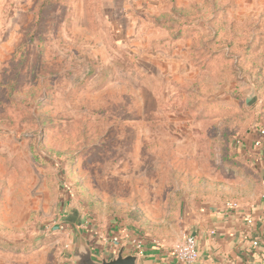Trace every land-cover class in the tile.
I'll return each mask as SVG.
<instances>
[{
  "label": "rangeland",
  "instance_id": "1",
  "mask_svg": "<svg viewBox=\"0 0 264 264\" xmlns=\"http://www.w3.org/2000/svg\"><path fill=\"white\" fill-rule=\"evenodd\" d=\"M43 2L0 0V264L176 237L183 201L253 190L264 0Z\"/></svg>",
  "mask_w": 264,
  "mask_h": 264
},
{
  "label": "crops",
  "instance_id": "2",
  "mask_svg": "<svg viewBox=\"0 0 264 264\" xmlns=\"http://www.w3.org/2000/svg\"><path fill=\"white\" fill-rule=\"evenodd\" d=\"M256 137L257 132L252 140ZM252 149L254 154L250 156L247 169L254 176L253 190L241 192L236 199L225 202L183 201L177 236L147 237L141 253L129 241L138 235L134 231L122 230L123 240L118 244L104 234L99 241H94L86 232L94 255L110 258L127 244L125 254H137L136 264H187L175 256L173 248L185 233H189L196 237L199 249V258L192 264H264V146ZM230 201L237 202L239 207L229 208ZM255 240L259 242L257 246L253 245Z\"/></svg>",
  "mask_w": 264,
  "mask_h": 264
},
{
  "label": "built area",
  "instance_id": "3",
  "mask_svg": "<svg viewBox=\"0 0 264 264\" xmlns=\"http://www.w3.org/2000/svg\"><path fill=\"white\" fill-rule=\"evenodd\" d=\"M256 131L257 137L254 139L252 145L255 148H261L264 146V126H258ZM235 143L239 146L244 145V142H242L241 139H236ZM227 206L229 208L234 209H237L239 207L238 203L235 201L228 202ZM109 239L115 244L121 243L123 240L120 235L118 236L114 234L109 237ZM129 241L133 245V247L139 251V253L143 252L145 244L144 238L140 237L139 235H136L130 238ZM258 244V240L253 241L254 246H257ZM173 253L178 259L184 261L187 264H192L196 262L199 258V249L196 237L193 234L185 233L182 238L175 243Z\"/></svg>",
  "mask_w": 264,
  "mask_h": 264
},
{
  "label": "water",
  "instance_id": "4",
  "mask_svg": "<svg viewBox=\"0 0 264 264\" xmlns=\"http://www.w3.org/2000/svg\"><path fill=\"white\" fill-rule=\"evenodd\" d=\"M127 244H124L119 252L108 258L107 256L96 257L93 249L84 237L82 230H77V236L73 248L74 264H136L137 254H125Z\"/></svg>",
  "mask_w": 264,
  "mask_h": 264
},
{
  "label": "trees",
  "instance_id": "5",
  "mask_svg": "<svg viewBox=\"0 0 264 264\" xmlns=\"http://www.w3.org/2000/svg\"><path fill=\"white\" fill-rule=\"evenodd\" d=\"M53 0H44V2H43V5H47V4H49V3H51ZM183 33V32H182ZM232 156L231 155H229V158L227 157V156H225V159L227 158V159H229L230 161H232V158H231ZM249 171V170H248Z\"/></svg>",
  "mask_w": 264,
  "mask_h": 264
}]
</instances>
